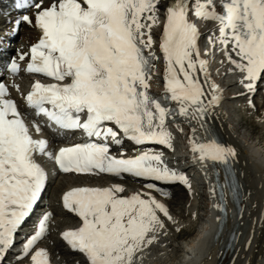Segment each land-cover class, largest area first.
Here are the masks:
<instances>
[{"label":"snow or ice","instance_id":"1","mask_svg":"<svg viewBox=\"0 0 264 264\" xmlns=\"http://www.w3.org/2000/svg\"><path fill=\"white\" fill-rule=\"evenodd\" d=\"M13 2L32 14L8 21L10 28L0 33V48L5 35L17 36L24 25L39 37L27 53L0 60V264H8L17 234L35 215L46 191L48 175L38 156L66 174L129 176L144 182L147 192L127 197L120 195L125 192L120 185L78 187L62 196L64 210L80 221L79 227L60 236L68 251L79 257L75 264H135L144 258L140 252L166 235V221L176 223L167 205L152 193L167 198L164 186L176 184L191 192L186 173L170 167L162 152L144 146L172 149L168 124L182 117L190 122L192 133L197 129L191 122L196 121L210 136L207 141L192 139L196 162L230 169L239 157L235 147L216 139L209 124L224 97L208 71V61L201 57L196 21L218 25V37L210 32L208 42L213 50L218 44L232 65L227 74H240L238 84L244 91L238 97L246 96L255 111L252 97L264 80V0ZM162 7L159 51L166 92L155 97L149 89L159 57L152 51V30L159 26ZM25 61L28 74L54 81L35 82L29 94H21L34 118L20 111L4 82L7 75H18ZM46 129H55L54 136L79 132L87 142L56 148L54 141L34 138L33 133L43 137ZM126 142L140 154L129 157ZM51 218L49 212L41 215L12 264H52L50 252L40 247L50 234ZM250 248L251 240L245 244Z\"/></svg>","mask_w":264,"mask_h":264},{"label":"bare ground","instance_id":"2","mask_svg":"<svg viewBox=\"0 0 264 264\" xmlns=\"http://www.w3.org/2000/svg\"><path fill=\"white\" fill-rule=\"evenodd\" d=\"M165 2L167 3L168 0H165ZM27 13L31 15L32 11L30 10ZM17 17L13 16L12 18L14 20ZM192 19L195 18L192 17ZM164 20L165 18L162 7L160 12L159 26L152 30V35L155 40V44L153 46L152 51L155 52V54L159 57V59L155 61L154 75L151 80V87L149 91L161 92L166 90L163 81V75L165 73V63L162 54L159 51V43H160V37L162 35ZM2 22H0V24ZM196 23L201 33V37L199 40L201 57L206 61H208V71L211 73L212 79L215 81V83L220 85L221 89L223 90V97H224L223 103L216 110L215 115L209 120V124L214 130V133H216L220 137L222 143L225 145L228 146L234 145L233 143H230L232 142L230 137H234V133H236L235 135H237L238 139L236 138L235 139L237 141H240L243 145V148L240 152H243V155H245V157L248 158V160L250 161L254 157L251 162L252 164L256 165L259 163L258 161L256 162V159H259L260 161L259 155L262 156L264 159V141L263 142L260 141L259 139H257L258 137L249 136V134H245V133L243 134L241 131L242 127L238 122V120L235 118V113H234L235 110L237 111L236 105L239 104L241 100L247 98L246 96L238 97V94L244 91V89L241 88L240 85L238 84V81L240 80L241 76L239 73H236L234 75L227 74L228 70L232 68V65L227 62L226 57L224 56V53L221 50L220 46L217 44L216 49L213 50L208 42V39L205 42V39L210 34V32H215V36L218 37L219 35L218 25L216 24V27H214V23H204L202 21H196ZM7 26L9 27L10 25ZM22 29H23L22 32L26 33L27 37L25 39L26 42L25 46L23 45L20 46L21 51L25 50L28 44L34 41L33 37L35 35V30L29 28L27 25L22 26ZM9 51L10 50H8V52ZM206 53H212V54L207 55ZM221 61L224 62L221 63ZM259 89L260 86L258 84L256 93L259 91ZM14 96L15 97L13 98H15V100L19 102L20 105L24 104L21 98H19V96L16 95ZM253 103L255 105L259 104L257 100H253ZM177 121L178 123L176 124H173L171 122L168 124V131L171 134V138H172L171 139L172 152L171 153L163 152L160 151L158 148H156V150L157 152L163 153V157L165 161L172 160L176 152L180 156L182 155L186 156L188 158L186 164L189 163L191 165V167L189 166L190 167L189 172L191 173L192 171H194V175L198 180L199 186L191 185V192H189V190H187L184 186L179 184L164 186V190L167 191L168 193L167 198L161 197L157 193H152V194L155 197H160L165 199V201L162 199L161 201L167 205L170 211H172L174 202H171V200L173 199V197L175 196V198L173 199L175 200L177 195L180 196L182 192H185L184 196H186V199L188 198V201H185L183 208V213L185 214V216H188V214H190L189 207L198 206L196 204L197 200L195 201V199H193L195 195L201 201L200 206L202 208V211L204 212L203 220H202L203 222L200 224V226L196 228L193 236H191L187 241H183L184 243L179 245L178 247L172 244L173 241L175 242V240H171V238L169 237L170 232H168L169 230L166 231V229L168 228L167 226V228L165 229L166 235L161 234L159 237V243L153 244L152 247L147 251L140 252L139 255L143 256L144 258L143 260H136L135 264H217V263L229 264L228 261L232 259L235 253V250L233 248L231 251H225L223 257H220L222 254L223 245L225 244V240H226L225 235L233 226L236 225V232H237L235 238L236 241L238 237V229L240 228L239 221L241 219L240 217L242 216V210L241 213L240 212L236 213L235 210L233 209V205L228 201L227 197H224L226 201L225 203H226V211H227L226 219L221 230L217 233L216 236H214L217 232V225H218V212H217L218 203L216 200L215 192L212 193L211 195L210 192L214 188V180H213L212 172L217 171L216 168L218 164L213 166L211 162H208L207 167H204L193 159L194 154L191 152L192 139L199 140V138H203L205 141H207L210 139V136L209 133L204 128H201L199 123H197L196 121L191 122V126L197 129L195 133H192L190 131V127H189L190 122L187 119L182 117H177ZM126 147H131V145H127ZM248 149L252 152V154L249 153ZM237 161H234L232 164L236 167L238 165V169H237L238 172L236 173V176L237 178L240 179L242 178L240 176L241 170H240V165ZM166 162L168 163L169 161ZM106 177H110L112 179H117V180H121V179L126 180L130 182L129 185L135 187L134 189H131L128 192L125 191L124 193L120 194L122 196L127 197L137 192L148 191L143 187L144 184L143 181H136L132 177H124L119 179L112 176H106ZM217 177H218L217 179H221L220 175H217ZM55 178H57V176ZM55 178L51 182H49L50 185L45 191L47 195L50 192V188L52 187L51 185H53L55 182ZM105 184L106 185H103V188H110L116 185L122 186L120 182H114V181ZM46 205L47 207L44 206L46 207L45 211L51 213L54 218H56L55 217L56 215L70 217L73 222L61 223L62 227L60 228L56 239L55 238L52 239L53 246L51 248L44 246L48 238L40 244V247L46 248L50 252L52 264H56L55 263L56 259L54 257L56 252H59L60 255L67 258L70 264H75L76 261L75 258L79 259V257L74 256V254L69 252L68 249L65 247L64 242L60 239L61 231L65 228L72 227V225L75 222V218L71 213L64 210L61 203L59 202V198H57V200L56 199L50 200V202ZM241 208H242V202H241ZM41 209L44 210L43 208ZM263 216H264V212H263ZM166 223L169 225V227L173 225L171 224V222L166 221ZM51 224L52 223L50 222V225ZM50 231H51V227H50ZM258 232L260 234L253 244V250H252L253 256L251 258V261L249 257L248 261H246L247 264H264V217L261 218V221L258 224ZM31 234H34V231H32ZM50 235L51 232L48 236L50 237ZM19 251L20 250H17L15 252L12 250L9 252L7 256V260L10 261H7L8 264H12L13 257L17 253H19ZM164 254L168 255L167 259L165 258ZM164 258L166 259V261L165 260L163 261Z\"/></svg>","mask_w":264,"mask_h":264},{"label":"rangeland","instance_id":"3","mask_svg":"<svg viewBox=\"0 0 264 264\" xmlns=\"http://www.w3.org/2000/svg\"><path fill=\"white\" fill-rule=\"evenodd\" d=\"M8 28V24H5ZM4 28V27H3ZM2 28V31L4 29ZM10 28V26H9ZM156 28V27H155ZM154 29V28H153ZM19 35V36H18ZM11 42V47H14L15 51H18V48L22 46L21 44L25 43L26 39V33L19 32L18 34ZM19 37V38H17ZM26 77H17L13 78V83L15 87V91L17 87H21V82L24 81ZM18 80V81H17ZM21 81V82H20ZM260 89L259 91L252 97L253 100H257L259 104L255 105V111H253L251 108L249 109L247 98L243 99L239 102V104L236 105L235 110V118L238 120V122L241 125V131L244 134H249V136L253 137H258L260 141H264V80H261L259 83ZM16 93H18L16 91ZM19 96V95H16ZM234 137H230L231 141L230 143H233V147L236 148V150L239 153L238 157V162L240 165V170L241 174L240 176V183H241V189H242V216L240 217L239 225H240V230L238 229V237H237V243H235V253L232 257L231 260L228 261L229 264H245L246 261H248L250 257L253 256L252 250H253V244L256 241V239L259 236L258 232V224L261 221V218L263 216L264 212V159L262 156L259 155V159H256V162L258 161V164H252V159L251 161L248 160V158L243 155V152H240L243 148V145L240 141H237V135ZM236 138V139H235ZM237 143V144H235ZM249 150V149H248ZM249 153L252 154V152L249 150ZM248 153V154H249ZM261 165V166H260ZM263 166V167H262ZM256 167V168H255ZM238 172V171H237ZM71 177L67 176H60L56 178L55 182L53 185H51L52 190L50 188L49 195L53 196L55 198L56 193L60 192L65 185L71 181ZM87 180L89 181H97V182H102V183H108V182H120V184L125 188V191H130L131 189H134L135 187L132 185H129L130 182L126 180H117V179H112L110 177H88ZM185 192H182V194L177 195L176 199L175 196L171 200V202H174L172 211H170L171 215L173 216L174 220L176 223H171L173 224L171 227L167 224L168 228L166 231L170 232L169 237L173 241L174 246H179L183 244V241H187L191 236H193L196 228L200 226V224L203 222V215L204 212L202 211L201 208V201L194 195L193 199L197 202L196 204L198 205L197 207H189V213L188 216H185L183 213V208H184V203L185 201H188V198L186 199V196H184ZM158 200L162 199L165 201V199L156 197ZM260 198V201H259ZM52 199H50V196L47 195V197L44 198V201L48 202ZM245 201V202H244ZM199 202V203H198ZM244 202V204H243ZM182 203V204H180ZM261 203V204H260ZM189 205V204H187ZM245 206V207H243ZM263 209V211H262ZM192 210V211H191ZM203 213V214H202ZM56 218L53 219V223L51 224V235L50 237L48 236L46 242H45V247L51 248L53 246V241L52 239H56L58 236V232L60 228L62 227L61 223L64 222H69L72 223V219L70 217H65V216H55ZM258 217V218H257ZM258 219V221H257ZM263 225V224H262ZM256 230V231H255ZM240 234V235H239ZM178 237V238H177ZM251 240V248L250 250L245 249V244ZM57 247V245H56ZM14 250V249H13ZM165 258H168V255L164 254ZM55 263L56 264H70V262L65 258L64 256L60 255L59 252H56L55 254ZM163 259V261L166 259ZM77 260V258H75ZM10 261V260H7ZM162 261V262H163ZM247 264V263H246Z\"/></svg>","mask_w":264,"mask_h":264},{"label":"water","instance_id":"4","mask_svg":"<svg viewBox=\"0 0 264 264\" xmlns=\"http://www.w3.org/2000/svg\"><path fill=\"white\" fill-rule=\"evenodd\" d=\"M226 184H227L226 179H225V181L224 180L223 181H218L217 184H216L217 185V189H218V194H219L220 205L223 208H225V201L223 199V195H224L223 189H224V186H226ZM226 214H227L226 211L221 213V220H220V223H219V226H218V232L220 231V229L222 228V226H223V224L225 222ZM236 235H237V232H236V225H235L226 234V242H225L224 249H223L224 251H223V254H222L221 257H223L224 252L226 250L230 251L232 249V247L234 245V241H235Z\"/></svg>","mask_w":264,"mask_h":264}]
</instances>
